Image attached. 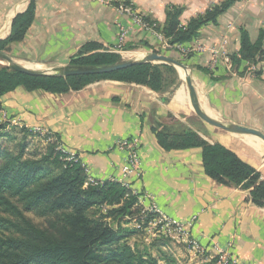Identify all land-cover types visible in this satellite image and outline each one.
<instances>
[{
	"label": "crops",
	"instance_id": "crops-1",
	"mask_svg": "<svg viewBox=\"0 0 264 264\" xmlns=\"http://www.w3.org/2000/svg\"><path fill=\"white\" fill-rule=\"evenodd\" d=\"M224 1L0 0V41L13 35L18 16L32 10L31 24L11 45L15 60L32 64L34 69L46 71L69 65L90 42L120 53L123 59H139L151 48L166 49L165 53L175 58L190 53L186 63L202 110L222 123L264 133V58L244 61L236 68L221 58L212 68L215 51L230 56L240 50L241 34L235 26L246 29L253 40L258 38L264 21L259 6L263 0H237L217 24L204 25L195 41L174 46L156 28L135 23L119 9L123 4L132 5L162 28L170 5L184 8L180 21L188 25L193 17ZM122 31L126 35L121 42ZM185 49L187 54L183 53ZM178 71L182 83L165 91L111 79L96 80L81 90L63 94L19 87L2 97L0 116L7 114L27 126L55 133L61 148L76 153L89 178L99 183L118 181L139 195L145 209L156 205L157 216L191 224L189 237L203 251L195 252L182 239H173L184 248L187 258L183 261L216 264L212 260L218 257V246L241 264H264V207L251 201V189L220 184L207 175L200 147L164 149L153 127L158 122L172 125L169 119L183 123L209 143L227 146L260 171L263 179L264 141L207 123L200 130L193 126L189 90L182 71ZM133 137L142 141L139 176L124 174L128 153L117 146L119 141Z\"/></svg>",
	"mask_w": 264,
	"mask_h": 264
},
{
	"label": "trees",
	"instance_id": "trees-1",
	"mask_svg": "<svg viewBox=\"0 0 264 264\" xmlns=\"http://www.w3.org/2000/svg\"><path fill=\"white\" fill-rule=\"evenodd\" d=\"M236 1L225 0L213 5L205 13L193 17L188 25H182L180 21L184 8L170 5L164 27L156 28L173 46L191 43L199 37L204 25L217 24L218 18ZM32 19V10L18 16L13 23V35L7 41H0V49L4 50L19 39ZM145 20L153 23L146 17ZM142 44L151 48L147 43ZM189 56L190 53L176 59L187 64ZM263 58L264 27L256 40L246 29H241L240 50L230 55L232 67ZM121 61L120 53L90 42L71 58L70 64L103 65ZM167 73L173 75L172 83L168 81ZM179 76L178 69L167 63H141L114 73L72 77L27 75L0 64V111L2 97L19 87L63 94L81 90L96 80L111 79L165 91ZM22 131L27 129L22 128ZM153 131L166 150L200 147L207 175L220 184L251 189V201L264 207L261 172L227 146L209 143L180 122L176 125L158 122ZM10 137L5 125L0 124V210L9 215L0 216V264H179L172 256L165 255L160 259L135 249L128 243L121 226L115 228L108 221L109 218L114 220L133 214V208L141 204L139 195L130 187L118 181L89 183L82 163L69 161L66 153L59 149L58 135L57 143L41 157L26 155V136L18 140L17 151L9 150L4 140ZM94 208L101 211L107 208V212L101 217H92ZM25 211H35L49 219L48 226L37 225L27 218Z\"/></svg>",
	"mask_w": 264,
	"mask_h": 264
},
{
	"label": "rangeland",
	"instance_id": "rangeland-1",
	"mask_svg": "<svg viewBox=\"0 0 264 264\" xmlns=\"http://www.w3.org/2000/svg\"><path fill=\"white\" fill-rule=\"evenodd\" d=\"M259 6L263 8L260 11L263 14L262 15L263 17L264 16V0L261 2V4H259ZM231 27H234V25H231ZM262 27H264V21L262 23ZM242 28L243 27L240 28V27L235 26L234 30H236V32L241 34ZM151 50L152 51L156 50L155 52H158L160 54H165L170 57H174V56H171L169 53H165L166 49L159 48V49H154V50L151 49ZM4 51L15 59L11 44L7 45ZM124 60H132V59L122 58V61ZM0 64L6 65V63L2 59H0ZM21 64H25V62H21ZM28 64L29 63H27L26 65ZM154 64H160V63H154ZM166 77L168 81L170 82L173 81L174 79L173 75L170 73L169 74L167 73ZM179 82L180 84L182 83L181 78H178L174 84H178ZM193 114L195 115V120H192L191 124H193V126H195L199 130L205 127L204 123L206 122H204L195 113L194 109H193ZM169 120L172 122V125L177 124L176 120H173V119H169ZM0 124H4L5 129L11 134V137L9 140H6V141L4 140V145H6V147H8V149L11 151H17L19 149L18 140L19 139L21 140L24 136H26L27 138L26 146L27 147L25 149L26 151L25 153L28 157H41L48 152V149L52 147L54 143H57V137L55 133H50L47 130H43L41 128H37V127L33 128L30 126H27L25 124L20 123L19 121L12 119V117H9L7 114H4V116L2 117L0 116ZM207 125L210 126V124L208 123ZM22 128H26L27 131L23 132ZM59 149H62L61 145L59 146ZM66 155L68 156L66 159H68L69 155L67 153ZM106 212H107V208H102V211L99 210V208H94L93 210H91V216L101 217ZM25 215L27 216V218H29L30 220H32L34 223H36L39 226H42V227L48 226L49 219L39 216L35 211H25ZM0 216L8 217L9 215L7 213H3L0 210ZM154 217H156L155 214H148L145 207L142 204H140L133 208V214L122 216L114 220L112 218H109L108 221L111 224H113L115 228H119L121 226V228L123 229V233L127 235L128 243L135 249H139L144 252H149L160 259H162L165 255H169V256L174 257L179 264H189L187 260L183 261V258L184 259L187 258V256H185V254L183 253L185 252L184 248L176 244V242L173 241L172 237L165 235V234L158 233L157 227L150 225V221L154 219ZM179 260H181L182 263L179 262ZM218 260L219 258L215 257L212 261L214 262L216 261L217 262L216 264H219Z\"/></svg>",
	"mask_w": 264,
	"mask_h": 264
},
{
	"label": "water",
	"instance_id": "water-1",
	"mask_svg": "<svg viewBox=\"0 0 264 264\" xmlns=\"http://www.w3.org/2000/svg\"><path fill=\"white\" fill-rule=\"evenodd\" d=\"M0 59H2L6 65L15 71L27 74V75H55L61 77H72V76H90V75H104L109 73H114L125 68L132 67L141 63H167L174 65L178 70L183 71V77L185 83L189 90L191 104L195 113L206 123L213 125L217 128L223 129L225 131L236 133V134H249L256 136L264 141V133L256 128H251L238 124H225L222 123L207 113H205L199 103L196 88L193 82V77L191 74L190 67L181 62L180 60L170 57L165 54H160L155 51H151L146 56L140 59L124 60L115 64H103V65H65L61 67H56L51 70H39L31 67L23 66L18 63L11 55L6 53L4 50L0 49Z\"/></svg>",
	"mask_w": 264,
	"mask_h": 264
},
{
	"label": "built area",
	"instance_id": "built-area-1",
	"mask_svg": "<svg viewBox=\"0 0 264 264\" xmlns=\"http://www.w3.org/2000/svg\"><path fill=\"white\" fill-rule=\"evenodd\" d=\"M119 9L127 14L129 17H131L135 23L144 26L146 28H150V29H155L156 28V24H150L149 22H147L145 20V16L139 12H137V10L132 6V5H120ZM125 32H121V42L125 37ZM121 46V45H120ZM188 49L183 50L184 54H187ZM219 55H221L222 57H220ZM223 59L228 65L229 67L232 68V63H231V59L230 56L223 52H216L215 51V55L213 57V61H212V68H214V66H216L218 64V61L220 59ZM117 146L125 149L128 153V157L126 160V163L123 166V172L124 174L130 176V175H141V156H140V151L142 148V141L139 137H133L130 139H125V140H121L117 143ZM63 152L67 153L69 155V160H74V161H78L77 159V155L74 152H69L66 151L65 149H63ZM85 168V167H84ZM85 171L88 175V170L85 168ZM88 182L89 183H93V184H98L99 182L91 179L88 177ZM140 199V197H139ZM141 200V199H140ZM141 202V201H140ZM148 214H155L156 217H154V219H152L150 221V225H153L155 227H157V232L160 234H165L168 235L170 237H172L173 239H182L185 243H187L188 247L190 249H192L195 252H200L203 251V249H201L200 245L194 241L193 239H191L189 237V228L191 224H185L182 223L181 221H179L178 219H174L171 217H167L165 215H158V209L156 207V205H153L152 207L146 209ZM216 251H217V256L219 258L218 263L219 264H241L239 259L237 257H235L233 254H230L228 252V250L224 249V248H220V247H216Z\"/></svg>",
	"mask_w": 264,
	"mask_h": 264
},
{
	"label": "bare ground",
	"instance_id": "bare-ground-1",
	"mask_svg": "<svg viewBox=\"0 0 264 264\" xmlns=\"http://www.w3.org/2000/svg\"><path fill=\"white\" fill-rule=\"evenodd\" d=\"M147 54H148V53H147ZM147 54H145L144 56H146ZM144 56H142L141 58H143ZM139 59H140V58H139ZM18 63H19V62H18ZM20 64H21V63H20ZM21 65H23V66H27V67H32V66H33V65H31V64H30V65H29V64H28V65L21 64ZM33 68H35V66H33ZM183 74H184V73H183Z\"/></svg>",
	"mask_w": 264,
	"mask_h": 264
}]
</instances>
